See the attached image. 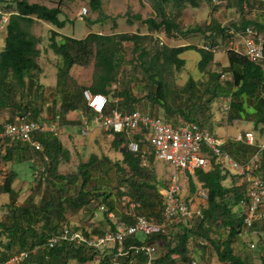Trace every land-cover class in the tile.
<instances>
[{
    "label": "trees",
    "instance_id": "16d2710c",
    "mask_svg": "<svg viewBox=\"0 0 264 264\" xmlns=\"http://www.w3.org/2000/svg\"><path fill=\"white\" fill-rule=\"evenodd\" d=\"M0 1L7 2L9 12L8 21L4 23L6 36L0 50V111L3 110L1 114L5 122L14 121L18 115L28 114L31 119L39 121L42 110L36 102L42 95L40 74L43 68L39 62L42 54L39 44L42 38L36 36L31 27L42 21L62 29L68 19L61 18L63 9L60 5L50 7L36 0ZM152 1L156 10L154 17L144 19L143 16L136 15L150 32L163 28L169 36L174 33H178L176 36H186L200 32L206 39L205 43L212 46L218 43L219 38L223 43L237 40L235 33H245L247 27H253L264 38V19L247 18L248 12L244 5L251 4L250 0H227L228 6L238 8L240 13L238 18L227 24L212 19L203 26L187 29L182 28L179 17L185 6L199 7L201 0ZM90 6L102 18V0H91ZM230 30H234V34ZM49 35L46 47L59 59L55 88L59 94L68 95V100L63 101L55 113L61 116L62 126L78 125L80 132L84 123L92 127L95 113L84 97L86 89L93 94L106 95L108 109L124 112L139 109L141 99L133 93L131 83L137 79L136 75L133 73L132 77L124 80L119 78L124 67L131 65L134 70L140 69L142 79L149 83L150 91L146 96L145 107L150 110L139 109L143 113L163 115L173 125L181 121H192L207 128L212 124L214 106L224 98H229L230 109L225 114V120L228 123L250 120L254 124L253 131L264 136V59L253 62L244 53L229 49L226 50L229 64L222 66L215 60L216 53L203 47L157 44L148 49V35L138 32L117 31L104 34L91 31L83 38H75L51 29ZM125 44L131 46L130 61L125 58ZM188 50H195L200 55L197 63L199 77L195 79L189 76L184 85L170 89L165 75L172 69L181 71L187 62L182 55ZM91 63L94 66L91 83L81 85L73 77L72 68L87 67ZM222 73L227 76L225 80H221ZM144 85L140 83L138 86L142 88ZM75 110H82L86 119L68 121L66 115ZM7 111L12 113L8 114ZM248 115L250 119H247ZM2 131L3 123L0 124V133ZM108 137L111 138L112 149L121 151V161H113L106 154L100 156L93 153L86 162L79 164L76 172L65 175L59 173V165L62 159H69L70 153L57 135L47 133L41 137L43 153H37L28 145L16 144L7 137L0 136V174L1 165L24 162L32 173L33 182L43 187L39 201L36 202L35 195L31 194L23 204L18 205L16 201L19 191L14 186L18 171L12 168L5 174L0 193L8 194L10 201L6 204V215L0 220V264H6L11 257L22 251H28L29 256L18 264H69L72 259L86 263L95 256H98L102 264H107L114 248L108 252L91 248L92 257L85 255L84 245L62 243L52 248L48 246L47 241L59 231L60 222L69 221V210L75 213L87 208L93 213L104 204L106 209L103 214L110 227L99 230V235L116 229L114 220L108 218L110 212L128 224L133 223L132 213L162 221L164 205L160 189L166 183L158 179L153 166V161H156L153 154L146 152L149 164L144 163L143 154L147 143L141 136H136L140 151L135 153L126 149L130 140L126 132H112ZM221 147L241 164L257 158V173L264 179V148L259 140L255 138L249 144L231 138L224 141ZM29 153L41 155L44 168L39 175L36 174L39 166L31 161ZM218 160L214 157L207 169L197 171L198 180L208 190V205L202 216L197 217L191 225L172 222L168 226V234L137 233L127 236L125 250L132 245L142 244H152L158 250L160 245L163 254L159 256L157 263L191 264L196 259L189 243L192 238H197L198 242H194V245L199 247L197 252L201 260L205 258L206 250L212 247L220 264H255L250 258L237 255L233 247L244 230V214L235 207L241 206L246 191L242 189L243 185L235 182L231 186L223 183L234 175ZM195 187V183H192V189ZM172 226L174 230L171 229ZM71 230L79 231L78 228ZM145 261L144 254H135L132 250L121 258V264H145Z\"/></svg>",
    "mask_w": 264,
    "mask_h": 264
},
{
    "label": "rangeland",
    "instance_id": "374dc122",
    "mask_svg": "<svg viewBox=\"0 0 264 264\" xmlns=\"http://www.w3.org/2000/svg\"><path fill=\"white\" fill-rule=\"evenodd\" d=\"M36 1L44 3L50 7L60 5L63 9L61 18L68 19V22L64 29H55L59 30L61 33H66L70 36H74L75 38H83L90 31L101 32L104 34L117 31H135L148 35V38L146 40L148 49L157 44H159L160 46L167 45L170 47L181 45H194L197 47H202L204 44H206V39L200 32L189 33L186 36H176L178 35V33H174L169 36L164 28L157 32H150L147 28V25L143 24L136 15H141L144 19L151 16L154 17L156 15V10L152 0H102V18L98 11H93L91 9V0ZM158 2H160V0H158L157 3ZM200 2L201 5L199 6V8L193 7L191 5H187L184 7L182 15L178 20L182 28L187 29L196 26H203L207 23H210L212 19H215L224 24H227L229 23V21L233 20V11L230 10L231 6H228L223 2L221 4L214 5L212 2L209 3V0H201ZM250 3L251 4L245 7V9H247L248 15L254 16L257 10L264 9V0H250ZM83 6H86L88 8L89 14L85 19H80L78 17V14ZM3 14H9L7 2L0 1V50L3 48V42L5 38L4 36H6V33L3 30V25L1 23V17ZM259 14L260 13H256V17L260 16ZM88 22H90V24ZM49 27L51 26H49L48 23L40 21H38L31 27V31L36 36L42 38L41 44H39V47H41L42 49V54L39 58V62L44 68V73L41 74L42 95L37 98L36 102L37 106L42 110L40 121H46L49 120V118L55 116L56 110L61 106V103H63V101H65L67 99L66 97L68 96L59 94L55 88L56 70L59 59L52 51H49V49H47L46 47L50 38ZM148 40L150 41L148 42ZM161 42H163V44H161ZM219 42H222L221 38L218 39V43ZM125 45V50L127 52L125 58L126 61H130L132 58L131 46L130 44ZM241 48H244V44H241ZM224 50L225 45L220 44V50L218 51L217 55L218 58L222 59V57H224ZM182 57L186 59L187 62L186 65L182 69H180L181 71L178 72L177 70L172 69L170 70L168 75H165L170 89L179 88L184 85L189 76H192L195 79H198L199 77V70L197 67V63L200 59L199 53L195 50H188L182 55ZM93 71V63H91L87 67L74 66L72 68V75L81 85H88L91 83ZM133 73L136 75L137 79L131 82L133 84L132 91L137 98L141 99V101L138 103L139 109L145 110L144 108H146V96L149 93L150 89L148 87V81L142 79L143 75L141 73V70H134L131 65H127L124 67V70L120 74L119 78L120 80L129 79L133 76ZM140 83H144L145 85L140 88L138 86ZM116 85H114V87ZM222 105V102H220L218 105L214 106L213 118L211 121L212 124L207 128L218 138H224L227 133L233 134L237 129H239V131L237 130V132L233 136L234 138H236L239 133H244L246 130L243 129V126L241 127L240 120L234 121L232 123H228L225 120L226 112L222 109ZM146 109H149V107ZM7 113L11 114L12 112L7 111ZM161 116L163 117V115ZM66 126L67 125L65 124H63L62 126L61 123V130L58 132L57 136L69 149L70 156L68 160L62 159L59 165V173L67 175L76 172L78 170L79 164L82 162H86L93 153L100 156L106 154L113 161L122 160L121 151H115L112 149L110 140L111 138L106 135L107 133H105L104 130H100L101 132L98 136H96L97 138H93L90 135L91 133H89L87 136H83L79 130L80 127L78 125L73 124L68 125L67 127ZM91 128L92 127H90V130ZM28 157L31 158V161L34 162V164L39 166L36 171V174L39 175L44 168L41 160V155L37 153H31L30 155L29 153ZM144 163L149 164V161L145 160ZM153 166L156 169L158 179L161 182L167 183V180L170 176V171L164 166L163 163L157 161H153ZM12 168H15L18 171V179H16V181L14 182L15 188L19 191V197L17 198L16 203L18 205L23 204L31 194L35 195L36 202L39 201L43 187H39L37 182H33L32 173L24 162L17 164L6 163L1 165L2 173L0 174V186L3 184L5 174ZM229 178H231V176ZM223 183L225 185H231L230 181L228 182V184L226 183V181H224ZM248 187L249 184L247 183L242 186V189L247 191ZM9 201L10 197L8 194L0 193V220L6 215L8 211L6 204H8ZM235 209H238L239 211L241 210L239 206L235 207ZM242 212L244 214L243 208ZM67 217L69 221L60 222L59 228L63 225H68L71 228H78V230H82L84 233H87V235L92 236L99 235V230H107L110 227L108 219L104 216L103 211L100 210V208L97 209V211H93V213L87 208L75 213L69 210L67 212ZM257 222L256 226H254L250 230H245L244 228L241 237L237 239L233 244L234 251L237 255L241 257H248L255 264H257L255 261H259L261 257L264 258V220H260ZM171 229L174 230V227L172 226ZM194 242H198L197 238H192L189 244L191 249H194L192 255L195 257L199 264H220L212 247H209L206 250L204 259H199V252H197V249H199V247L195 246ZM252 243L256 245L255 248H251ZM162 254L163 249L159 245L158 255L161 256ZM85 255L93 257V250L91 248L89 249V247H86ZM69 264L102 263L98 256H95L93 259L88 260L86 263H81L76 259H72Z\"/></svg>",
    "mask_w": 264,
    "mask_h": 264
},
{
    "label": "built area",
    "instance_id": "2783aa9c",
    "mask_svg": "<svg viewBox=\"0 0 264 264\" xmlns=\"http://www.w3.org/2000/svg\"><path fill=\"white\" fill-rule=\"evenodd\" d=\"M215 1V0H214ZM89 11L83 6L79 12V18L84 19ZM3 23L8 21V15L2 16ZM234 34V30H230ZM240 35L244 50L243 53L253 62L264 59V38L253 27H247L245 33H235ZM163 44V42H161ZM220 44L225 45V50L234 49L240 52V46L234 40L226 43H217L214 46L204 44L202 47L218 52ZM227 76L222 73L221 80ZM84 97L89 108L95 113L92 125L101 128L109 134L126 132L129 135V142L126 149L132 152L140 151V144L136 136H141L147 143L145 153L149 152L155 156L157 162L163 163L170 171L167 183L160 189L163 196L162 221H157L144 215L131 214L133 223L128 224L125 220L118 219L113 212L108 214V218L114 220L116 229L107 231L104 235L86 236L82 231H72L68 225H63L59 231L52 234L47 244L50 248L62 243H76L96 250L107 251L115 249L109 256L107 264H121V258L129 251L135 254H144L145 264H163L156 262L159 258L156 246L152 244L132 245L125 250V240L127 236L137 233L146 235L168 234V226L172 222H184L191 225L195 218L203 215V210L208 205V190L198 181L197 171L207 169L211 160L217 157L231 171L236 172L242 183L249 184L246 197L241 202L244 211V228L252 229L257 221L264 220V179L257 173V158L241 164L235 161L222 150L223 141L212 134L208 129L203 128L196 122L181 121L176 125L165 120L164 117L156 114L143 113L137 109L133 112H124L118 109H108V98L106 95L93 94L89 89L84 90ZM223 110L228 112L230 102L222 105ZM86 119L85 115H82ZM3 123V131L0 136L7 137L13 143L28 145L33 151L40 153L44 151V144L41 137L48 132L58 134L61 129V116L55 115L49 120H33L28 115L16 116L14 121L5 122L0 111V124ZM90 133V125H81V134L87 136ZM237 140L247 143L254 142L253 132L239 133ZM264 148V140L261 144ZM47 160V157L45 158ZM218 160V161H219ZM192 180L196 183V188H191ZM134 207V205H131ZM102 204L100 210H105ZM251 244V248H255ZM29 256L28 251H22L13 257L6 264H18ZM257 264L263 263L261 257ZM191 264H199L197 260Z\"/></svg>",
    "mask_w": 264,
    "mask_h": 264
},
{
    "label": "crops",
    "instance_id": "0c3cea01",
    "mask_svg": "<svg viewBox=\"0 0 264 264\" xmlns=\"http://www.w3.org/2000/svg\"><path fill=\"white\" fill-rule=\"evenodd\" d=\"M223 3H225L226 5H228L229 3L227 2V1H223ZM200 5H201V3H200ZM246 6V4L244 5V7ZM199 8V7H198ZM231 11H233V13H232V18L233 19H235V18H238V16H239V9L238 8H235V7H231V9H230ZM256 13H260L259 15L260 16H258V17H261V18H258V17H256ZM256 13H255V15L254 16H251V15H248L247 16V18L248 19H264V9L263 10H257L256 11ZM79 15V14H78ZM79 17V16H78ZM256 17V18H255ZM40 22H42V21H40ZM133 23V22H132ZM131 23V24H132ZM67 25V24H66ZM134 25V24H133ZM49 26H51V27H49L50 29L49 30H55V31H58V32H60L59 30H57V29H55L54 28V26H52L51 24H49ZM133 27V26H132ZM4 28V27H3ZM65 28V27H64ZM64 28H62V29H64ZM137 28V27H136ZM4 30V29H3ZM5 31V30H4ZM133 31V30H132ZM91 32V31H90ZM89 32V33H90ZM133 32H135V31H133ZM6 33V32H5ZM61 33V32H60ZM62 34H64V35H69V34H66V33H62ZM87 35V34H86ZM70 36V35H69ZM235 36H237L238 38H237V40H234L235 41V43H237L239 46H240V52H242L243 53V50H244V48H241V44H243V40H242V38H241V36L240 35H237V34H235ZM5 37V36H4ZM39 37V36H38ZM74 37V36H73ZM85 37V36H84ZM243 49V50H242ZM225 51V55H224V57H222V59H220V58H218L217 57V55H218V52H216V54H215V60L217 61V62H219L222 66H227L228 64H229V60H228V55H227V51L226 50H224ZM42 68H43V66H41ZM57 71V70H56ZM42 73H44V68H43V71H42ZM41 73V74H42ZM41 74H40V83H42L41 82ZM226 100H228L229 101V98H224L221 102H222V104L224 103V102H226ZM73 113V114H72ZM82 115H83V111L82 110H75V111H70L67 115H66V119L68 120V121H78V120H82L83 119V117H82ZM248 118L247 119H250V115H248L247 116ZM237 121V120H236ZM68 125H72V124H67V126ZM66 126V127H67ZM243 126V129L244 130H246L245 132H253V134H254V140H255V138H256V140H259V143L260 144H262L263 143V140H264V136L263 135H259L257 132L255 133V131H253V127H254V124H253V122L252 121H250V120H246V121H243L242 122V120H241V127ZM235 127H237V126H235ZM74 129V128H73ZM206 129H208V128H206ZM241 129V128H240ZM61 130V129H60ZM75 130V129H74ZM76 130H77V128H76ZM100 130H102L101 128H98V127H96V126H94V125H92V128H91V130H90V135L93 137V138H97L96 136H98L99 135V133L101 132ZM209 130V129H208ZM238 131H239V129H237ZM237 130L235 131V133L237 132ZM250 130V131H249ZM105 131V130H104ZM210 131V130H209ZM106 132V131H105ZM48 133H53V132H48ZM213 133V132H212ZM235 133H233V134H229V133H227L226 134V136L224 137V138H219L220 140H222L223 141V143H224V141H226V140H228V139H231V138H234L233 136L235 135ZM47 134V133H46ZM54 134V133H53ZM54 135H56V134H54ZM106 135H108V136H111V134H109L108 132H107V134ZM236 139H237V137H236ZM240 141V140H239ZM242 142H244V141H242ZM249 144H251V143H249ZM44 152V151H43ZM43 152H40V153H43ZM231 173L234 175V177L232 178H229L228 177V179H226L225 181H226V183L228 184V182L230 181V184L232 185V184H237V185H243L244 183H242V181L240 180V177L239 176H236L235 174H237L236 172H233V171H231ZM199 181V180H198ZM200 182V181H199ZM235 182V183H234ZM192 183H195L193 180H192V182H191V188H192ZM231 185H227V186H231ZM195 186H196V183H195ZM197 187V186H196ZM195 187V188H196ZM194 190V189H193ZM240 208H241V210H242V207L240 206Z\"/></svg>",
    "mask_w": 264,
    "mask_h": 264
},
{
    "label": "clouds",
    "instance_id": "9594fccd",
    "mask_svg": "<svg viewBox=\"0 0 264 264\" xmlns=\"http://www.w3.org/2000/svg\"><path fill=\"white\" fill-rule=\"evenodd\" d=\"M211 1H212V3H213L214 5H218V4H221L224 0H215V1H214V0H211ZM225 1H227V0H225ZM246 6H247V5H246ZM246 6H245V7H246ZM88 11H89V10H88ZM88 14H89V13H88ZM3 15H8V17H9V14H3ZM3 15H2V16H3ZM78 16H79V15H78ZM87 16H88V15H87ZM87 16H86V17H87ZM86 17H85V18H86ZM1 18H2V17H1ZM85 18H84V19H85ZM2 21H3V20H2ZM2 23H3V22H2ZM2 25H3V27H4V23H3Z\"/></svg>",
    "mask_w": 264,
    "mask_h": 264
}]
</instances>
